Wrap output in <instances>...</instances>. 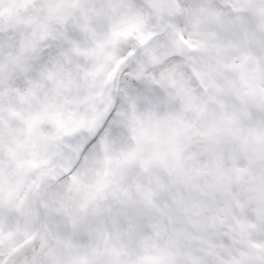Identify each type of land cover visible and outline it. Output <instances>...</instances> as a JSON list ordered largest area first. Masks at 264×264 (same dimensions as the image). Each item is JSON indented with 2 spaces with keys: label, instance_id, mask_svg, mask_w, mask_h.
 <instances>
[{
  "label": "snow or ice",
  "instance_id": "snow-or-ice-1",
  "mask_svg": "<svg viewBox=\"0 0 264 264\" xmlns=\"http://www.w3.org/2000/svg\"><path fill=\"white\" fill-rule=\"evenodd\" d=\"M0 264H264V0H0Z\"/></svg>",
  "mask_w": 264,
  "mask_h": 264
}]
</instances>
